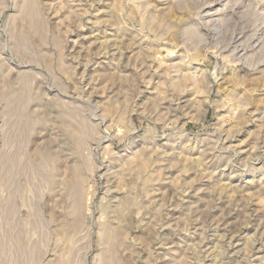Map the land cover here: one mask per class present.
Here are the masks:
<instances>
[{
    "label": "rangeland",
    "instance_id": "obj_1",
    "mask_svg": "<svg viewBox=\"0 0 264 264\" xmlns=\"http://www.w3.org/2000/svg\"><path fill=\"white\" fill-rule=\"evenodd\" d=\"M0 264H264V0H0Z\"/></svg>",
    "mask_w": 264,
    "mask_h": 264
},
{
    "label": "bare ground",
    "instance_id": "obj_2",
    "mask_svg": "<svg viewBox=\"0 0 264 264\" xmlns=\"http://www.w3.org/2000/svg\"><path fill=\"white\" fill-rule=\"evenodd\" d=\"M177 56V55H176Z\"/></svg>",
    "mask_w": 264,
    "mask_h": 264
}]
</instances>
